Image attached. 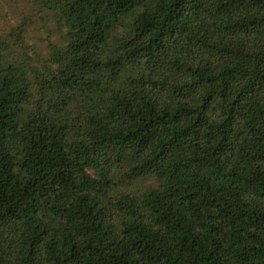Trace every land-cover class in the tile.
Returning a JSON list of instances; mask_svg holds the SVG:
<instances>
[{"label": "trees", "instance_id": "trees-1", "mask_svg": "<svg viewBox=\"0 0 264 264\" xmlns=\"http://www.w3.org/2000/svg\"><path fill=\"white\" fill-rule=\"evenodd\" d=\"M0 264H264V0H0Z\"/></svg>", "mask_w": 264, "mask_h": 264}]
</instances>
